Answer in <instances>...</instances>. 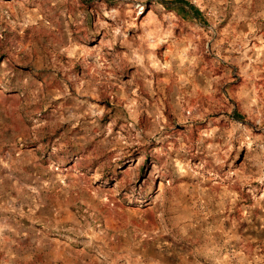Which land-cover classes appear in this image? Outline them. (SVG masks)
I'll return each mask as SVG.
<instances>
[{
    "label": "rangeland",
    "instance_id": "374dc122",
    "mask_svg": "<svg viewBox=\"0 0 264 264\" xmlns=\"http://www.w3.org/2000/svg\"><path fill=\"white\" fill-rule=\"evenodd\" d=\"M0 264H264V0H0Z\"/></svg>",
    "mask_w": 264,
    "mask_h": 264
},
{
    "label": "trees",
    "instance_id": "16d2710c",
    "mask_svg": "<svg viewBox=\"0 0 264 264\" xmlns=\"http://www.w3.org/2000/svg\"><path fill=\"white\" fill-rule=\"evenodd\" d=\"M189 10H190V8H189Z\"/></svg>",
    "mask_w": 264,
    "mask_h": 264
}]
</instances>
